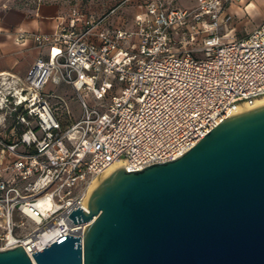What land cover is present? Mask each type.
Here are the masks:
<instances>
[{"label": "built area", "instance_id": "built-area-1", "mask_svg": "<svg viewBox=\"0 0 264 264\" xmlns=\"http://www.w3.org/2000/svg\"><path fill=\"white\" fill-rule=\"evenodd\" d=\"M231 1L239 0H120L103 15L72 7L55 31L18 35L48 52L22 78L0 73V250L21 245L33 261L31 252L63 235L82 236L88 222L68 214L87 211L94 177L113 164L129 171L176 158L264 98V16L228 36ZM125 2L136 7L131 25L108 27ZM48 81L68 85L81 107L65 126Z\"/></svg>", "mask_w": 264, "mask_h": 264}, {"label": "water", "instance_id": "water-1", "mask_svg": "<svg viewBox=\"0 0 264 264\" xmlns=\"http://www.w3.org/2000/svg\"><path fill=\"white\" fill-rule=\"evenodd\" d=\"M88 222L32 258L0 264H264V104L232 114L182 155L117 166L68 214Z\"/></svg>", "mask_w": 264, "mask_h": 264}, {"label": "rangeland", "instance_id": "rangeland-1", "mask_svg": "<svg viewBox=\"0 0 264 264\" xmlns=\"http://www.w3.org/2000/svg\"><path fill=\"white\" fill-rule=\"evenodd\" d=\"M120 0H14L13 5L18 7H26L32 11L35 10L40 3H54L58 6L59 15L67 17L72 7L78 8L85 14L103 15L110 7L117 4ZM175 6L192 7L195 5V0H167ZM248 0L231 1L224 6L222 16L229 14L231 19L224 25V32L228 36L241 37L248 33L253 25L258 22L260 17L264 15V0H251V4L247 5ZM136 7L131 2H125L118 7L115 14L110 17L108 27L112 22L121 21L126 26L131 25L133 13ZM31 13V11L29 12ZM125 45L128 42L124 43ZM28 67V65L26 66ZM25 70L16 75H8V78L18 79L22 78ZM7 74V73H5ZM15 80L6 83L8 88L15 84ZM48 95V101L53 106L57 114L64 122L69 118L67 116L78 117L81 113V107L77 100L73 98V90L66 84H53L48 81L44 87ZM85 99L90 104L99 105L101 101H94L91 95H85ZM68 106V109L66 107Z\"/></svg>", "mask_w": 264, "mask_h": 264}, {"label": "crops", "instance_id": "crops-1", "mask_svg": "<svg viewBox=\"0 0 264 264\" xmlns=\"http://www.w3.org/2000/svg\"><path fill=\"white\" fill-rule=\"evenodd\" d=\"M13 1L0 0V73L7 75H16L24 70L25 74L38 56H45L48 52L47 47H35L29 37L18 40V35L27 32H53L62 18L54 3H40L32 11L26 7L14 6ZM248 4H251V0H248ZM67 118L71 121L77 117L70 115Z\"/></svg>", "mask_w": 264, "mask_h": 264}, {"label": "bare ground", "instance_id": "bare-ground-1", "mask_svg": "<svg viewBox=\"0 0 264 264\" xmlns=\"http://www.w3.org/2000/svg\"><path fill=\"white\" fill-rule=\"evenodd\" d=\"M264 104V98H260L257 99L251 106H248L247 108H253L255 106H259ZM117 166H121V164H113L112 166H110L107 170H105L101 175L94 177L88 184L87 188H86V193L84 195V201H85V206L86 207V203L87 200L89 198V195L91 194V192L93 191V189L98 185V183L100 182L101 179H103L104 177H106L113 169H115Z\"/></svg>", "mask_w": 264, "mask_h": 264}, {"label": "trees", "instance_id": "trees-1", "mask_svg": "<svg viewBox=\"0 0 264 264\" xmlns=\"http://www.w3.org/2000/svg\"><path fill=\"white\" fill-rule=\"evenodd\" d=\"M56 113H57V112H56ZM57 116H58V118L60 119V121H61V123H62L63 126H65L66 124L69 123V121L64 122L58 114H57Z\"/></svg>", "mask_w": 264, "mask_h": 264}]
</instances>
